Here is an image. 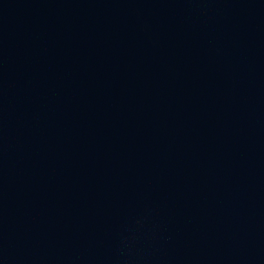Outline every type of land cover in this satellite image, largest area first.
<instances>
[{
	"label": "water",
	"instance_id": "95a60500",
	"mask_svg": "<svg viewBox=\"0 0 264 264\" xmlns=\"http://www.w3.org/2000/svg\"><path fill=\"white\" fill-rule=\"evenodd\" d=\"M0 264H264V0H0Z\"/></svg>",
	"mask_w": 264,
	"mask_h": 264
}]
</instances>
